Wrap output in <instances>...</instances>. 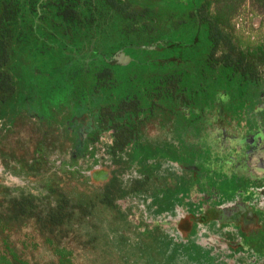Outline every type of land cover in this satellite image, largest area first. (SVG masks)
<instances>
[{
	"label": "flooded vegetation",
	"instance_id": "obj_1",
	"mask_svg": "<svg viewBox=\"0 0 264 264\" xmlns=\"http://www.w3.org/2000/svg\"><path fill=\"white\" fill-rule=\"evenodd\" d=\"M232 58L161 65V82L147 79L158 65L140 63L128 73L138 79L118 82L135 94L123 97L116 129L97 97L88 99L97 108L60 103L65 120L39 128L35 143L14 146L21 120H1L0 147L15 160L7 173L20 182H0V195L75 206V189L62 187L85 177L87 198L111 200L96 211L134 232L143 254L140 238L150 239L155 264H264V68L253 74L249 57ZM108 177L115 190L104 193L94 183Z\"/></svg>",
	"mask_w": 264,
	"mask_h": 264
},
{
	"label": "trees",
	"instance_id": "obj_2",
	"mask_svg": "<svg viewBox=\"0 0 264 264\" xmlns=\"http://www.w3.org/2000/svg\"><path fill=\"white\" fill-rule=\"evenodd\" d=\"M248 11L263 24L264 0H0V121L9 120L7 109L16 94L25 91L24 81L32 80L30 73L18 70L22 58H28L33 68L45 58L60 57L57 66L45 75V81L65 78L71 82L58 93V102L66 107L76 102L77 107L89 103L97 108L95 101L88 100L97 97L103 103L99 112L108 117L114 129L121 121L120 106L126 101L130 105L123 97L135 94L133 82L124 89L118 82L122 75L131 81L138 76L129 77L127 69L119 74L116 63H96L97 49L111 50L113 56L120 50L159 52L153 59L158 66L147 78L152 81L166 80L159 74L161 65L189 61V54L178 58L175 50L179 48H185L184 53L195 48L196 65L208 56L228 63L233 62L234 58L229 59L232 55L243 60L249 57L251 72L260 73L264 38L249 40L235 35L236 22ZM171 33L177 37L171 38ZM141 45H154L156 50L138 48ZM56 69L60 77L49 75ZM47 91L46 100L51 97ZM109 181L110 177L100 180L102 192L115 190ZM77 198L75 206L64 207L62 199L56 198L43 209L36 197L0 195V264H74L76 249H102L96 236L87 237L82 229L91 217L100 214L98 204L111 208V200Z\"/></svg>",
	"mask_w": 264,
	"mask_h": 264
},
{
	"label": "rangeland",
	"instance_id": "obj_3",
	"mask_svg": "<svg viewBox=\"0 0 264 264\" xmlns=\"http://www.w3.org/2000/svg\"><path fill=\"white\" fill-rule=\"evenodd\" d=\"M248 15L244 13V17H241L238 19L235 25V35H239L240 37H244L243 39H256L261 40L264 38V22L261 24V18L258 16L253 15L252 12L248 11ZM251 14V15H250ZM164 16V15H163ZM166 18V16H164ZM248 35V36H247ZM121 36V35H119ZM171 38H174L176 34L171 33L169 34ZM177 37V36H176ZM180 38H183V36H180ZM188 38V36H187ZM162 42V41H161ZM156 43V42H155ZM152 43V44H155ZM188 43V41H187ZM142 46V45H141ZM185 49V48H184ZM184 49L181 50V48L175 50V54L179 53L178 57L179 59H182L181 57L183 55L189 54V56H192L191 58H186L189 61H186V63L190 66L195 65V48L194 49H188L186 53H184ZM156 50V48L151 49ZM73 54H75V51H73ZM113 57V53L110 51H104L101 49H97V56L94 57L96 63L100 64V62H105L107 65L117 64L119 67L116 68V72L119 74L124 73L127 69L129 71L128 73H134V72H140V70L143 68L140 63L133 62V60L136 61H145L146 65L148 64H155L156 61H152L153 59L156 60L159 56V52H147V51H136V52H130V53H120L116 55V58L110 59L109 57ZM83 58L82 56H80ZM149 58H151V61H147ZM160 58L164 59L166 56H161ZM60 57L57 58H45L44 62H40V64H37L33 68L28 63V58H22L19 61V67L18 70L21 74L28 75L30 73L31 75V81L25 80L23 85L25 88V91L20 94H16L15 101L13 104H10L9 108L6 111V119H9V121L13 124H17L16 120H21V124L23 125V131L19 135L20 141L17 140L16 143H14V146L22 145V143H25V138H31L32 142H38L41 131L39 128H45L49 123H55V122H62L65 120L63 118V115L60 110V102H58V93H62V90L65 89L68 86H71L70 81H65V78H62L61 80H53V78H48L47 81L45 78V75L47 74V71H50V67L57 66V64L60 62ZM85 60V59H84ZM88 62V60H85ZM167 62L166 60H163L162 62ZM164 62V63H165ZM185 61H183V64ZM146 67V66H144ZM151 67V66H148ZM67 67L64 68L66 70ZM58 71H51L49 75L54 74V76L60 77V70L56 69ZM122 81H126V78L122 75ZM125 84V83H123ZM49 86L52 87L51 90L47 91L46 87ZM45 91L50 92L49 96H51L49 99H45ZM43 96V97H42ZM21 97V98H20ZM8 122V121H7ZM14 142L16 140V136L13 138ZM1 141V137H0ZM22 141V142H21ZM4 142L7 144H10L13 146V142L11 141V137L5 136ZM26 144V143H25ZM12 149V148H11ZM10 150L6 146L0 147V157H3L5 160H3L2 163H0V182L2 184L7 185H14L16 182H20L19 180H15L16 178L12 175H10L8 170L6 168L9 167L10 163L14 164L15 160H12L13 156H11ZM13 151V150H12ZM12 153V152H11ZM32 157L33 155H29ZM12 160V161H11ZM18 175V174H17ZM74 180V179H73ZM87 179L84 177L83 182H85ZM75 181V180H74ZM82 181L75 182V185L72 181V184H69L68 182L64 183V186L62 187L65 191H69L71 189H75V192L78 194V197H85L87 199L90 194H92L94 189L86 187V183H83ZM95 186H99L102 184L99 181H95ZM95 191V190H94ZM110 219V213L108 215H105L103 213L94 215L91 217V219L88 220L87 223L83 225L82 233H84L87 237H94L96 236L97 244H100L102 249L98 248L96 251L91 250L89 251H83L75 250L74 254V264H155V259H153V251L155 248L151 245V240L147 239L145 237H141L140 240L142 243H145V247L142 248L144 250L145 254L142 253L141 249L136 247L138 246V238H135V233L131 231H123L116 229V227L111 226L108 218ZM125 226V225H124ZM130 236L129 241L127 243H124L123 240H121V237H124L125 235ZM95 242V241H94ZM96 244V243H95ZM75 246V244H74ZM142 253V254H141ZM157 262V261H156Z\"/></svg>",
	"mask_w": 264,
	"mask_h": 264
},
{
	"label": "water",
	"instance_id": "obj_4",
	"mask_svg": "<svg viewBox=\"0 0 264 264\" xmlns=\"http://www.w3.org/2000/svg\"><path fill=\"white\" fill-rule=\"evenodd\" d=\"M138 48H140V49H154L155 46H154V45H151V46H143V45H142V46H139ZM120 53H122V50L116 52V53L114 54V56L112 57V59L116 58V55H118V54H120Z\"/></svg>",
	"mask_w": 264,
	"mask_h": 264
}]
</instances>
